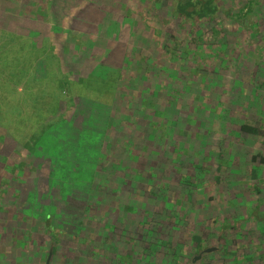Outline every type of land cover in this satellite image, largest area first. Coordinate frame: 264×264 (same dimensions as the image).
<instances>
[{
    "label": "trees",
    "instance_id": "1",
    "mask_svg": "<svg viewBox=\"0 0 264 264\" xmlns=\"http://www.w3.org/2000/svg\"><path fill=\"white\" fill-rule=\"evenodd\" d=\"M66 1L0 0V71L6 70L0 73V202L17 188L9 199L14 209L25 207L22 217L38 232L20 244L37 239L53 257L64 238H75L93 218L102 220L114 207L122 211V221L106 229H119L127 237L122 256L129 264H191L214 240L213 234L192 227V216L198 214H191L196 188L205 173L199 180L196 156L192 163L186 157L196 143L189 134L196 122V96L189 95L183 104L181 84L201 78L202 65L195 67L197 47L207 39L213 48L211 40L221 34L216 24L230 17L226 2L137 0L125 7V0H84L71 16L57 12ZM254 4L231 16L246 20ZM30 20L40 21L35 26L40 32L32 31ZM51 21L57 31L48 36ZM209 25L213 27L206 32ZM26 86L28 101L22 99ZM174 105L183 115L187 110L188 117L169 114ZM16 119L19 127L13 125ZM241 131L264 135L248 124ZM183 136L190 138L182 146ZM152 142L159 147L153 161ZM24 150L32 159L17 156ZM138 160L140 173L132 175ZM46 165L47 186L37 171ZM8 172L12 178L5 179ZM222 219L219 251L196 264L207 259L213 264L217 254L225 256L223 264L229 254L242 257L241 235L229 238L230 231L241 232L242 222L235 218L232 226L227 216ZM129 220L137 223L133 232L125 228Z\"/></svg>",
    "mask_w": 264,
    "mask_h": 264
},
{
    "label": "rangeland",
    "instance_id": "2",
    "mask_svg": "<svg viewBox=\"0 0 264 264\" xmlns=\"http://www.w3.org/2000/svg\"><path fill=\"white\" fill-rule=\"evenodd\" d=\"M83 1L67 0L66 4H62L57 8V12L64 14V10H66V13H69L68 15L74 16L81 10ZM136 1L125 0V7L131 6ZM225 2L224 9L229 11L230 17L226 18L224 22L216 24V30H220L221 34L217 36L216 41L215 39L211 40V47L213 48H210L206 39V44L201 43L197 47L198 51L196 50L198 59L195 67L202 65L199 76L201 78L191 85L186 81L183 85L181 84V93L184 94L182 99L185 98L183 104L189 101V95L196 96L194 111L196 122L190 126L189 133L196 136L193 137L194 139L192 138L196 143L194 149L186 157L188 162L192 163L191 158L196 156V174L199 176L200 173H205V177L204 175L201 177V181L198 182L196 188V196L194 197L196 208L191 214L195 211L198 214H196V217L192 216V227L213 234V244L207 248H216L218 251L221 247L218 239V229L223 221L222 218L225 216L229 218V224L232 226L235 224V218L242 222L241 232H236L237 236L241 235L239 242H237L241 248H244L243 238L245 235L252 240L258 232V225L256 223L249 224L250 222H246L244 218L245 208L243 207L249 202L241 199L238 204L235 200L237 191H243V186L240 185L241 189L236 186L235 181L238 176L234 171L240 173L239 170L235 169L237 165H244L243 167H245L248 163H251L249 162L250 156H253V152L259 148V141L253 136L242 132L241 126L248 124L264 130V0H225ZM249 2L255 3V6H251V12H247V9L243 8L244 13H248L246 20L240 19L238 21L234 16H231L232 12H238L240 8L249 4ZM63 18L64 16L61 15V19ZM1 21L2 19H0ZM29 23L33 29L32 31H37L40 28H35L36 25L41 24L38 20H30ZM48 24V27L51 28L48 34L50 36L57 31V25L54 24V21ZM3 26L8 28L4 24ZM63 26L65 30L69 28L68 23L65 21ZM211 27L213 26L209 25L205 31H210ZM0 29L3 30L1 24ZM38 31L40 32V29ZM28 32L29 30L26 32L27 35ZM223 44L225 47H222ZM202 50L206 51L204 55L201 54L203 53ZM13 55V52L10 53L7 57H4V61L7 62V58H11ZM0 60L3 59L0 58ZM3 72L0 71V73ZM7 73L11 72L7 71ZM27 90V86L22 87L24 93L22 99L24 97L26 101L29 100ZM173 107L174 113L169 114L175 116L179 114V117L186 115L185 118L188 117L187 110L183 115L180 109L175 105ZM185 108L184 105L183 110ZM18 123L19 119L13 120L14 126L19 127ZM7 124L6 127L10 126L9 122ZM14 135L19 139L17 132ZM11 136L13 137V135ZM183 137L185 138H179V140H182L179 145H182L183 141H189L190 137ZM2 141L6 145L8 144L6 137ZM139 143L143 145V142L139 141ZM175 143L176 140L174 139L171 144L174 145ZM187 146L189 145L187 144ZM155 147L159 148L157 145ZM155 147L152 142V161L155 160L154 155H157ZM24 152L26 150L23 153H18L17 156L23 157L26 155ZM26 156L28 159H32L31 155ZM138 163L139 160L132 166L130 171L132 175L140 173L138 170L141 167ZM220 164L225 166L222 171L218 169ZM43 167L37 169L41 176L39 181L47 186L49 185L46 181L49 167L47 165ZM156 169L158 170V166H156ZM245 170L247 172L249 168L245 167ZM8 178H12V174L9 172L5 175V179ZM14 187L18 186L14 184ZM31 187L34 189L36 183L31 184ZM21 188V186L18 187V189ZM15 189H11L9 197L15 196ZM9 197L0 202V204L4 202L3 207H0V261L4 264H47L50 254L49 264H129L130 260L122 256H125L128 250L127 237L120 236L119 229L114 232H108V229H106V225L115 226L119 224L117 226H120L123 217L120 209L110 207L108 213L104 216L105 218L102 217L104 221L101 220V217L93 218L89 224L83 227L82 232L78 235L75 234L77 235L75 238L72 236L64 238L58 253L53 257L49 247L37 239L35 242H29L27 246L20 244L24 242L22 239H25L26 236L30 239L37 238L38 232L31 231L28 228L30 226L26 224V220L22 217L25 213V207L20 205L19 208L14 209L13 200ZM21 197L23 198V196L18 197L19 202ZM55 201L57 202L58 199ZM103 206L99 207L102 208ZM55 210H57L56 207ZM16 216H19V218H16ZM138 219H141V215ZM99 224L100 227L97 229ZM136 224L134 225L129 220L125 228L129 232H133ZM232 234H235L234 230L229 232L230 240ZM24 247H26V251L22 250ZM224 257L217 254V256H214L213 264H223ZM208 261L207 259L206 264Z\"/></svg>",
    "mask_w": 264,
    "mask_h": 264
},
{
    "label": "crops",
    "instance_id": "3",
    "mask_svg": "<svg viewBox=\"0 0 264 264\" xmlns=\"http://www.w3.org/2000/svg\"><path fill=\"white\" fill-rule=\"evenodd\" d=\"M249 135L259 141V148L253 152V156H250L249 162L251 163L245 166L249 168V171L246 172L244 165H237L235 168L240 171V173L234 171L238 176L235 181L236 186L239 189H241L240 185L243 186V191H237L235 200L237 203L241 199L249 202L243 207L245 208L244 218L246 222H250L249 224L256 223L258 232L252 240L244 236V251L241 254L243 257L233 259L229 254V264H264V135L259 137ZM233 236L237 238L236 233Z\"/></svg>",
    "mask_w": 264,
    "mask_h": 264
},
{
    "label": "water",
    "instance_id": "4",
    "mask_svg": "<svg viewBox=\"0 0 264 264\" xmlns=\"http://www.w3.org/2000/svg\"><path fill=\"white\" fill-rule=\"evenodd\" d=\"M216 251H217L216 248H208V249L204 250L203 252H201L199 254V256H196V257L193 258L191 264H196L197 262L201 261L205 254H211V253H214ZM50 260H51V254H50V257H49V259L47 261V264L50 263Z\"/></svg>",
    "mask_w": 264,
    "mask_h": 264
}]
</instances>
